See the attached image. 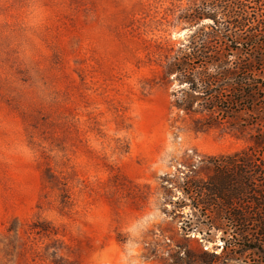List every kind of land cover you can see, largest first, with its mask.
I'll return each instance as SVG.
<instances>
[{
    "label": "rangeland",
    "instance_id": "1",
    "mask_svg": "<svg viewBox=\"0 0 264 264\" xmlns=\"http://www.w3.org/2000/svg\"><path fill=\"white\" fill-rule=\"evenodd\" d=\"M200 1L0 0V264H264L195 193L264 159V6L255 44L209 43L233 75L204 95L165 72Z\"/></svg>",
    "mask_w": 264,
    "mask_h": 264
},
{
    "label": "trees",
    "instance_id": "2",
    "mask_svg": "<svg viewBox=\"0 0 264 264\" xmlns=\"http://www.w3.org/2000/svg\"><path fill=\"white\" fill-rule=\"evenodd\" d=\"M251 2L264 6V0H201L191 8L192 13L185 18L196 20L193 23L189 21L190 27L200 23L203 17L211 18L213 22L195 29L189 35V40L182 44L178 54L165 64V72L168 75L174 73L192 92L211 95V83L232 76L233 73H208L209 66L221 62L217 57L219 52L212 49L209 43L234 35L235 39L244 40L242 42L246 45L248 42L251 46L255 44L262 30L255 26L249 33L251 25L248 24L247 9ZM221 15L224 20L218 21L217 17ZM205 27L209 29L204 30ZM194 61L202 64L201 71H195L189 66V62ZM214 161L213 175L198 181L195 188L196 195L202 196L200 203L204 212L212 208V205L215 206L213 214L230 220L238 228L234 235L239 239L264 245V159H257L251 149L247 148L218 156ZM246 197H249L248 203L243 200Z\"/></svg>",
    "mask_w": 264,
    "mask_h": 264
}]
</instances>
